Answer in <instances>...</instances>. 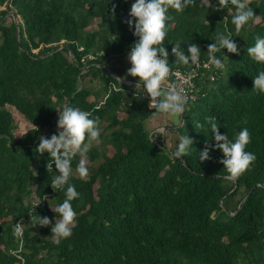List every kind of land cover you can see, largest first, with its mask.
I'll list each match as a JSON object with an SVG mask.
<instances>
[{"label":"trees","instance_id":"obj_1","mask_svg":"<svg viewBox=\"0 0 264 264\" xmlns=\"http://www.w3.org/2000/svg\"><path fill=\"white\" fill-rule=\"evenodd\" d=\"M248 2L256 17L239 32L231 4L214 10L216 0L208 9L193 0L180 12L168 10L162 43L172 70L195 67L175 63L172 44L186 51L196 43L200 64L217 33L230 32L238 44L235 54H215L228 56L223 72L201 70L197 100L187 102L184 126L174 131L193 144L174 158L161 134L149 135L148 120L159 113L105 69L137 39L126 23L130 0H0V264H264V93L252 90L264 63L247 54L255 37L264 36V0ZM65 104L99 122V140L86 156L92 173L80 179L79 157L73 159L70 182L79 197L71 201L72 235L54 244L50 226L29 222L20 248L16 222L38 214L59 219L53 209L64 192L51 187L47 153L35 148L41 135L56 132ZM8 106L31 126L21 136ZM210 121L229 139L249 131L245 150L256 159L236 179L211 148ZM205 139L209 158L201 161ZM44 198L31 214L34 200Z\"/></svg>","mask_w":264,"mask_h":264},{"label":"clouds","instance_id":"obj_2","mask_svg":"<svg viewBox=\"0 0 264 264\" xmlns=\"http://www.w3.org/2000/svg\"><path fill=\"white\" fill-rule=\"evenodd\" d=\"M193 0H134L128 11L126 21L132 35L137 39L130 46L127 53V60L130 67L126 74L136 77L137 82L134 85L133 97L146 93L149 97L147 107L154 109L155 113H163L173 117L178 121L179 126H184L180 119L184 113L188 96L185 94L186 81L181 80L180 85L173 82L165 87V81L170 74V64L168 57L169 51L166 50L164 38L167 32L166 21L171 19L168 14L169 8L180 12L183 8L191 4ZM201 6L207 9L210 6V0H200ZM234 6V14L231 17V23L237 32L242 27L249 25L256 15L253 7L248 0H216L212 5L214 10L224 8L226 5ZM171 55L175 57V63L184 66H196L199 64L201 49L196 43H188L187 49L181 47V44H172ZM227 50L228 53H237L238 44L233 41L230 32L217 33L215 42L208 45L207 62L205 67L212 66L214 70L223 72L226 68L225 60L228 56L224 52V58H218L215 54L219 51ZM187 53V54H186ZM247 54L251 60L257 63H264V36H256L254 43L247 47ZM189 76L192 73L188 74ZM253 78L252 90L264 93V71H259ZM119 81V79H117ZM120 83V81H119ZM58 119L56 121V132L48 137L41 135L36 145L35 152L39 154L47 153L46 163L47 172H52L50 182L54 191L63 190L64 200L57 205L53 211L59 214V219L52 223L47 216L30 217L31 223L40 226H50V239L52 243L59 244L62 240L72 235L74 226L75 212L71 201L79 197L75 185L70 182L73 173V159L79 157L76 161L75 172L80 179L87 176L86 156L90 150L93 141L99 140L100 131L98 120L92 118L91 113L81 110L70 104L62 105L57 110ZM209 131L212 134L214 143L212 149H218L222 154L220 163L224 166L228 177L238 178L250 168L255 161L256 156L251 151H246L245 147L250 142L248 129L241 128L234 136L229 139L226 133L221 134L215 122H209ZM164 128L150 129L149 135L163 134ZM193 140L186 134L180 137L175 150L170 152V156L181 158L191 149L189 146ZM204 148L199 151L198 156L201 161L209 158L208 139L204 141ZM53 165L56 171H53ZM23 225L16 222L12 228V234L18 239H22Z\"/></svg>","mask_w":264,"mask_h":264},{"label":"rangeland","instance_id":"obj_3","mask_svg":"<svg viewBox=\"0 0 264 264\" xmlns=\"http://www.w3.org/2000/svg\"><path fill=\"white\" fill-rule=\"evenodd\" d=\"M130 2H134V0H130ZM8 24L10 23V19L7 21ZM92 28H96V24L92 25L91 28H88L89 30ZM127 57V54L125 55ZM117 68H119V70L123 71V72H127V69L130 67V64L128 62V60L125 62L123 59H117V61L115 62ZM110 73V72H109ZM117 74V73H116ZM112 75L114 76V74L112 73ZM116 79V76H114ZM121 81V80H120ZM123 82V81H121ZM125 84V82H123ZM128 85V84H126ZM9 111L12 112V114L14 115L15 118V122L17 125V130L15 131V135L16 136H21L22 134H24L28 129L31 128L30 124L21 116L17 113V111H15L14 108L8 106L7 107ZM155 118H158V116H155ZM57 119L55 120L56 123ZM148 125H149V129H153V128H164L165 131L163 132V134H161L163 136V140L165 141L166 145L168 146V148L171 149H175L176 144L179 142V136L177 134H174V131L179 128V123L178 121H176L173 117L168 116L167 114H163V116L161 117V119L155 120L154 121V117L151 118L150 120H148ZM170 127V128H169ZM169 128V129H167ZM171 129V131H170ZM173 129V130H172ZM97 166V165H95ZM92 173L91 170H89L87 172V176H89ZM236 199H239V197H237Z\"/></svg>","mask_w":264,"mask_h":264},{"label":"built area","instance_id":"obj_4","mask_svg":"<svg viewBox=\"0 0 264 264\" xmlns=\"http://www.w3.org/2000/svg\"><path fill=\"white\" fill-rule=\"evenodd\" d=\"M88 59L89 60H93L94 57L92 55H88ZM206 64V62L202 63V64H198L196 65L194 68H192L190 71H183L181 69H171L169 77L167 78V80L165 81L166 86H169L170 84H172L173 82L177 83V85H180V81L184 80L186 81V83L183 85L185 87V94L188 96V102H195L197 100V87H196V79L199 77L201 70L203 71H207V72H211L214 69L212 68V66H208L205 67L204 65ZM217 71V70H216ZM192 73L191 76H189L188 74ZM211 80L214 79V76L211 75L209 77ZM126 85V84H124ZM114 89L115 86H113ZM145 99H149V97L147 96V94L145 93L144 95H140ZM46 203V198H44L43 200H34L33 204H32V209H31V214L37 212L39 209H41ZM20 223L24 224L23 225V231H24V227L25 224L31 222V219H22L19 221ZM20 241V248L22 246V241H23V236L22 239H18Z\"/></svg>","mask_w":264,"mask_h":264},{"label":"crops","instance_id":"obj_5","mask_svg":"<svg viewBox=\"0 0 264 264\" xmlns=\"http://www.w3.org/2000/svg\"><path fill=\"white\" fill-rule=\"evenodd\" d=\"M117 59H120V58H116V59L111 60L108 63V67L107 68L114 74V76H116L117 78H119V81L121 80V81L125 82V84H128V85H125L126 88H127V90L133 93L134 92V85L137 82V79L138 78L132 77L130 75H127L126 72H123V71L119 70V68H117V66L115 64V62L117 61ZM121 59H123L125 62L127 61V57L126 56L121 57ZM164 86L167 87L166 86V83H165ZM144 94H140V95H144ZM157 116H158V118H155L154 117V121L155 120H158V119H161V117L163 116V113H159ZM169 128H167V129H169ZM170 131H171V129H170Z\"/></svg>","mask_w":264,"mask_h":264},{"label":"water","instance_id":"obj_6","mask_svg":"<svg viewBox=\"0 0 264 264\" xmlns=\"http://www.w3.org/2000/svg\"><path fill=\"white\" fill-rule=\"evenodd\" d=\"M10 15H13V13H10ZM108 72H110V74H112V72L108 69V68H105ZM180 119L184 122V116H183V114L181 115V117H180ZM233 192V191H232ZM232 192L230 193V194H232ZM243 203V202H242ZM242 203H241V205H242ZM241 205H240V207H241ZM239 207V208H240Z\"/></svg>","mask_w":264,"mask_h":264}]
</instances>
